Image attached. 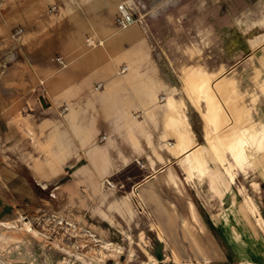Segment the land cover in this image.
Listing matches in <instances>:
<instances>
[{
	"label": "rangeland",
	"instance_id": "obj_1",
	"mask_svg": "<svg viewBox=\"0 0 264 264\" xmlns=\"http://www.w3.org/2000/svg\"><path fill=\"white\" fill-rule=\"evenodd\" d=\"M124 2L141 24L118 28ZM38 32L51 52L35 84L24 65L23 97L0 96V264H221L184 241L200 218L230 219L232 254L249 247L245 224L264 234V0H0L7 65L37 57ZM81 76L149 82H97L91 91L137 87L102 102L74 97ZM222 78L251 111L227 125L223 161L210 145ZM178 129L180 147L193 132L201 166L176 156Z\"/></svg>",
	"mask_w": 264,
	"mask_h": 264
},
{
	"label": "crops",
	"instance_id": "obj_2",
	"mask_svg": "<svg viewBox=\"0 0 264 264\" xmlns=\"http://www.w3.org/2000/svg\"><path fill=\"white\" fill-rule=\"evenodd\" d=\"M47 33L44 34L42 40L45 42H50L54 38V33L47 29ZM61 35L64 37V43L69 40V50L71 49V31L70 30H63V33ZM40 36L41 33H35L33 35V43H32V54L33 56H37L35 59L33 58L31 61H20L17 58L12 59L11 63L7 65L8 58L6 57L5 53L0 54L2 57H0V63L3 64L1 66H5L3 69L5 74L2 75L0 79V96L3 98H9V97H16L21 98L23 97V75L24 65L31 66V77H32V84H35L36 78H38L39 75H37V68L40 66V53L42 52L43 55H49L51 52V49L49 47L41 48L40 45ZM36 41V42H34ZM81 50V48L79 49ZM78 51V50H77ZM90 56H86L83 54H79L78 59L82 62H85L87 58ZM201 67V66H198ZM207 73V71H206ZM13 74L15 76H13ZM208 74V73H207ZM8 77L10 78V81H8ZM80 86H79V94L78 96L74 97H81V99H103L111 97L115 98L116 94H125L128 91H137L136 85L134 86H119V91L112 92V91H91L93 89V86L97 82H104L106 84V89H112L114 87V84L117 83H146L149 82L147 80L146 76H138L136 78L135 76H110L108 79H102L97 76H90V77H80ZM79 79V78H78ZM76 82V81H75ZM73 82V83H75ZM11 83V84H10ZM13 83L15 84V88L12 87ZM11 85V86H9ZM76 86V85H75ZM9 87V88H8ZM76 89V88H75ZM98 89V88H97ZM74 90V89H73ZM140 90V89H138ZM77 90H75L73 93H76ZM118 98V97H117ZM116 108V107H115ZM113 109V108H111ZM117 113H120L117 110ZM108 127H97V129H107ZM148 177V176H147ZM42 184V183H41ZM229 221V222H228ZM4 222H0V224H3ZM230 219L227 220L226 218L223 219H216L210 217L209 220L206 219H199L198 223L195 224V231L192 233L191 238L186 239L184 241L191 242L200 248L201 253H204L202 258H206L208 261H215L218 259L221 264H224L227 259L234 258L235 262L243 263V264H264V234L262 232L261 235H259V232H257L256 229H250L248 228L247 224H245V229H240V234L243 236L246 244L249 243V247L247 245L241 246L238 245V252L235 254L231 253L232 248L227 245L226 241L229 242V239L231 235V226H229ZM234 225H237L239 227L240 222L234 223ZM222 228V229H221ZM260 231V230H259ZM163 241V240H162ZM205 244V245H203ZM207 246V247H206ZM207 248V249H206ZM216 248L219 250L218 256L215 255ZM243 250V253L241 252ZM207 253V254H206ZM163 255V254H162ZM232 258V259H233Z\"/></svg>",
	"mask_w": 264,
	"mask_h": 264
},
{
	"label": "bare ground",
	"instance_id": "obj_3",
	"mask_svg": "<svg viewBox=\"0 0 264 264\" xmlns=\"http://www.w3.org/2000/svg\"><path fill=\"white\" fill-rule=\"evenodd\" d=\"M89 41L92 42L91 40H88V42ZM188 71H189V69H188ZM219 71L220 72H217V73H209V72H207L208 73L207 81H212L214 79V77L219 75V73H221V71H223V70L220 69ZM216 80H218V79H216ZM232 81L228 80L226 78H222L219 81H213V83L214 82L215 83H214V85H212L210 87V89H211L210 91L213 92V98L216 99L215 104L219 105V107L221 108L220 111H219V123H217V127L214 129V133L212 134L214 136V137L213 136L212 137H213V139L215 138L214 141H216V142L211 143L210 145H211V148L214 150V152L218 155V158L221 161H223V158H222V154L220 153L219 142L221 141L222 144L225 145L226 141H223V137L222 136L223 135H227L228 136L227 138L230 137L229 129L227 128V125L229 123L240 122L243 119V114H242L243 112H246L247 115L251 114L250 109H248L246 106H244L243 103L240 104V102L238 101V100L241 99L240 97L235 96L233 99L229 97V92H230L231 87L233 85ZM208 96L211 97V95H208ZM166 99H168V101H167V103H168L170 98L166 97ZM190 99H192V98L190 97ZM220 100H221V102H220ZM180 105H183V103H180ZM200 113H201V116H202V119H203V125H204L205 132L208 134V132H207L208 130L206 129L205 122H204V120L206 121V115L203 112H201V111H200ZM185 119H186V117H185L184 114L179 116L180 122L184 121ZM207 120H210V119L207 118ZM215 125H216V123L214 124V126ZM181 131L179 129L175 131V135H176V138H177V141H178L177 144H180L179 147L181 146V142H182V139H183V134L181 133ZM185 134H187V133H185ZM175 144L176 143H174V146H173L174 148L176 147ZM195 145H197V144H196V142L194 140L193 132L191 131L190 143L188 145H184V146L180 147L181 149L179 151L176 149L178 151V152H176L177 153L176 156H184V157H189L190 156L191 160L194 163V166L199 167V166H201L202 162L204 161V157H203V153H202V150H201V146L200 145L195 146ZM171 147L172 146H170V148Z\"/></svg>",
	"mask_w": 264,
	"mask_h": 264
},
{
	"label": "built area",
	"instance_id": "obj_4",
	"mask_svg": "<svg viewBox=\"0 0 264 264\" xmlns=\"http://www.w3.org/2000/svg\"><path fill=\"white\" fill-rule=\"evenodd\" d=\"M115 23L118 28L123 29L132 24H141L142 20L139 16H135L127 2H124L118 5Z\"/></svg>",
	"mask_w": 264,
	"mask_h": 264
}]
</instances>
